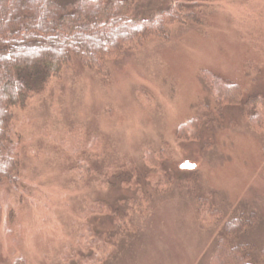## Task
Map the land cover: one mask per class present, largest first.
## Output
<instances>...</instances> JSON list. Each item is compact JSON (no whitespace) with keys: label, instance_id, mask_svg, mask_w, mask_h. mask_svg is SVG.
I'll use <instances>...</instances> for the list:
<instances>
[{"label":"rangeland","instance_id":"1","mask_svg":"<svg viewBox=\"0 0 264 264\" xmlns=\"http://www.w3.org/2000/svg\"><path fill=\"white\" fill-rule=\"evenodd\" d=\"M200 1L206 2L201 23H176L169 41L152 39L111 61L108 78L76 63L17 110L23 183L1 196L2 264L21 253L29 264H77L88 254L81 235L94 238L87 225L100 234L117 230L109 216L89 210L92 203L102 199L124 211L119 200L145 191L152 193L148 211L133 212L137 230L103 264H210L219 233L242 213L260 216L244 239L264 242V133L252 129L239 106L226 107L221 120L201 76L209 69L241 84L246 95H264V0ZM166 2L143 0L142 7ZM198 112L214 119L201 141L177 139L178 125ZM95 135L104 142L97 153L86 148ZM167 144L172 183L156 192L144 178L143 152ZM128 160L138 166L136 188L123 186V171L116 169ZM87 161L94 174L81 181L75 167ZM186 162L195 167H182ZM106 167L120 178L104 176ZM194 186L198 195L214 192L222 221L201 226ZM67 252L76 255L67 261Z\"/></svg>","mask_w":264,"mask_h":264},{"label":"trees","instance_id":"2","mask_svg":"<svg viewBox=\"0 0 264 264\" xmlns=\"http://www.w3.org/2000/svg\"><path fill=\"white\" fill-rule=\"evenodd\" d=\"M160 1L167 2L144 10L143 0H0V200L3 193H8L7 188L19 191L23 183V136L17 110L26 109L32 99L46 94L52 82L61 79L76 63L108 78L111 61L139 50L152 39L169 41L176 23L203 21L205 1ZM201 76L217 102L221 120L226 107L239 106L243 119L252 129L258 134L264 133L262 93L246 95L241 84L209 69L202 70ZM202 107L211 113L209 106ZM208 113L198 112L181 122L176 138L200 142L204 126L214 120ZM103 147V140L95 135L86 148L97 153ZM171 159L168 144L158 150L151 146L144 148V178L156 192H165L172 183L167 168ZM90 166L88 162L75 167L81 181L94 174ZM116 167L117 171H123V177H129L121 178L122 185L136 188L137 164L128 160ZM116 169L106 167L103 175L117 178L121 173H116ZM195 188L201 226L205 228L222 221L224 213L216 204L214 192L198 195ZM151 200L150 191L137 198L119 200V206L127 207L124 211L102 199L93 202L89 210L109 216L117 230L100 234L87 225L94 238L81 235L80 243L88 254L79 255L77 264H103L111 258L120 239L137 230L132 223L133 212L145 214ZM13 210L10 209L7 218L10 219ZM249 214L242 213L234 222L225 224L217 237L210 264H264V242L244 239V232L253 230L260 220L257 213ZM3 216L0 204V226ZM7 224L11 225L9 220ZM95 248L100 253H94ZM10 253L15 255L12 249ZM75 255L67 252L64 257L70 261ZM12 264H29V259L21 253Z\"/></svg>","mask_w":264,"mask_h":264},{"label":"water","instance_id":"3","mask_svg":"<svg viewBox=\"0 0 264 264\" xmlns=\"http://www.w3.org/2000/svg\"><path fill=\"white\" fill-rule=\"evenodd\" d=\"M182 167L194 168L195 165H194V164H191V163H189V162H186L185 164L182 165Z\"/></svg>","mask_w":264,"mask_h":264}]
</instances>
